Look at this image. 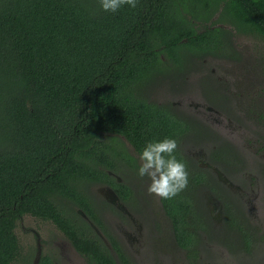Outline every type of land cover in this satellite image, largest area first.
I'll return each mask as SVG.
<instances>
[{"label":"trees","instance_id":"obj_1","mask_svg":"<svg viewBox=\"0 0 264 264\" xmlns=\"http://www.w3.org/2000/svg\"><path fill=\"white\" fill-rule=\"evenodd\" d=\"M236 34L264 40V0H138L136 8L124 5L115 13L104 11L100 0H0V264H32L33 252L19 235L20 228L26 236L20 223L27 215L37 220V231L43 222L56 225L91 262L116 264L107 246L87 234L92 227L75 207L106 229L80 182L117 185L129 197L130 188L112 173L125 175L122 159L139 166L116 148L121 137L139 155L153 139L179 141L175 155L188 165L189 184L164 200L187 264H197L198 251L185 217L213 232L204 190L224 204L227 237L250 244L246 220L232 211L219 182L184 152L188 137L202 131L173 103L147 95L163 72L187 71L208 57L238 59ZM251 113L264 121L258 108ZM203 131L207 140L215 138L209 159L237 165L236 146L208 126ZM113 248L129 264L115 241ZM39 264L54 263L43 254Z\"/></svg>","mask_w":264,"mask_h":264},{"label":"rangeland","instance_id":"obj_2","mask_svg":"<svg viewBox=\"0 0 264 264\" xmlns=\"http://www.w3.org/2000/svg\"><path fill=\"white\" fill-rule=\"evenodd\" d=\"M234 47L238 59L208 57L203 62L197 60L190 70L163 72L155 76L156 80L148 88L146 86L150 99L162 104L173 103V109L186 115L185 121L194 130L202 131L188 137L189 150L198 153L203 148V152L205 150L208 153L215 138L209 141L200 135L204 133V126H208L222 139L232 142L240 155L234 169L225 170V165L219 163L217 166L236 182L234 193L229 192L235 196L234 202L237 205L241 203L244 208L242 211L245 214L240 213L246 220L243 227L251 233V242L245 243L237 235L233 240L227 237V232L231 230L225 227V213L224 219L220 221L222 225L214 228L216 235L207 236L203 241L199 264H264V121L260 120V114L251 113L258 108L264 114V40L254 35L236 34ZM169 65L175 66L171 62ZM115 145L118 149H126L129 154L136 155L134 148L123 137ZM187 147H184L185 150ZM123 163L121 161L119 165ZM129 175L132 188L139 185V181L148 189L151 181L148 177H139L138 169ZM88 184V181L80 182L79 188L84 190L81 185ZM97 189L98 186L94 185L95 195H98ZM147 189L141 187V193L145 192L144 198L151 196L152 202L150 200L148 205L154 225H146L142 219L144 227L141 234H136L138 239L132 242L133 247L121 242L124 252L132 264H187L186 253L176 244L172 228L160 209L159 197L149 194ZM134 199L135 196H132ZM71 202L68 198L61 200L63 204ZM134 204L137 207L140 205L138 200H134ZM251 205L255 206L257 218L250 215ZM35 222L37 220L34 217L27 215L24 226L20 223L26 236L19 228L25 251L30 249L33 252L32 264L39 251L40 258L44 254L58 264H87L71 244H64L66 236L52 223L43 222L39 226L38 232L44 241L43 247H39L35 235L29 230V227L35 228Z\"/></svg>","mask_w":264,"mask_h":264},{"label":"flooded vegetation","instance_id":"obj_3","mask_svg":"<svg viewBox=\"0 0 264 264\" xmlns=\"http://www.w3.org/2000/svg\"><path fill=\"white\" fill-rule=\"evenodd\" d=\"M199 123H201V122H199ZM200 144L202 145L203 143H200ZM187 146H189V145L186 144L184 147H187ZM212 147H214V144H212ZM184 152H186L187 154H190L194 158V159H192L193 164L200 165V167L203 168L205 171H206V169H209V174H210L209 178L212 181L216 180L219 182L217 187L220 189V191L224 190L226 200L232 206V211L233 212L236 211L234 213H238L241 217H243L242 214L240 213V212H243L242 209L244 210L242 204L239 203V205H237V203L234 202L235 196L233 195V193L236 189L235 188L236 182L233 179H231L229 176H227V174H225V172L219 166H217L218 163L223 164V165H225L224 166L225 170H230V168L234 169V167H236V165H232L231 163H222V162L215 163V162H212L209 159V149H208V153L204 150V152H206V154L203 152V148L201 150H198L197 151L198 153H196V152H192L187 147V150H185V148H184ZM130 154L133 156L132 153H130ZM138 157H140V155L136 152V155L133 156V158H134L133 162H134V164H136L137 166L140 167L141 164H139V158ZM207 157H208V160H206ZM122 161L125 162V163L121 164L122 172H124L125 175H119L117 173H112V174H114L117 182L124 183L125 188L127 186L130 188L129 197L127 199L124 198V196L120 193V190H122V189L119 186L117 187V185L110 186V185L100 183V182H92V183H89L87 186L81 185L84 188V190H82V192H83L84 196L86 197V199H88V204L96 212L98 218L101 221L105 222L106 229L102 228L96 222H94L90 218L88 213H86L83 209H81L79 207H75V211H77L86 220V222H88L89 226L92 227L93 232H91V233L87 232V234L94 237V239L99 238L103 242V244H105L107 246V248L115 256L116 264H124V263L117 257L116 251L113 248V241L117 242L121 248H122L121 242L124 245L128 244L130 247H133L132 242L133 241L136 242L138 239L136 234H138V233L141 234L142 228L144 227V223H143L142 219H144L146 225H154L152 212H151L150 206L148 205L150 200L152 202L151 196L147 195V197L144 198L143 196L145 195V192L141 193V187L145 188V189H147V187L145 186L144 183H140L138 181L139 185L132 188V186L129 183V181H130V178H129L130 175L129 174L131 172H134L137 169H139V167H133L132 168L129 165V163L127 162V160L122 159ZM214 163H215V165H213ZM142 184H144V185H142ZM94 185L98 186V189H97L98 195H95L93 193ZM102 187H111L117 193L119 198L112 201L110 197L109 198L107 197L106 191H105L106 194H105V192L100 191ZM229 191H233V193H231ZM204 193H205V204H206L205 210L207 209V211L209 212L208 214H209V217H210V220L212 223L211 229H213V232L209 228H208V230H206L204 227L203 228H201V227L197 228V225L194 223V217H192L190 215H187L185 217L186 220H188V224L186 225L187 226L186 228L189 229V232L192 231L196 237L197 243L194 247H192V249H193V251H195V250L198 251L197 264H199L200 248L202 247L203 241L207 238V236L214 237L216 235L214 228H215V226H218L219 224L222 225V222H220V221H222L224 219V216H225V207H224L222 200L219 199L217 196H215L209 190L206 192L204 190L203 195H204ZM132 196H135L136 199H134V200L135 201L138 200V202L140 203L139 207H137L134 204V200H132ZM120 205H122L123 207H121ZM159 205H160L161 211L163 212V214L166 218V222H169L170 227L172 228L175 242L179 246L178 234H177L176 228H175L176 224L174 222L173 216L169 214V212L166 208L165 200L159 198ZM201 210H202L201 207L198 208L196 210V213L201 211ZM84 213L86 214L85 216H84ZM250 215L253 216L254 218L258 217L254 205L253 206L251 205ZM73 216L74 215H71V217H73ZM248 220H250V218H248ZM250 221H252V220H250ZM23 226H24V223H23ZM253 226L254 225H251L252 228H254ZM29 228H30L29 230L33 233V235H35V238L37 239V244L43 247L44 242L43 243L41 242V240H43V239H42L40 233L32 227H29ZM133 231H138V232L135 233ZM66 240L67 241H65L64 244H66V245L71 244L73 246L72 242L67 238V236H66ZM183 250L185 251L186 254H188L187 250H185V249H183ZM76 252H77L79 257H81L82 259L83 258L85 259L87 264H98L96 262H91L88 254L84 255L83 253H80L77 250H76ZM126 257L128 258L127 254H126ZM185 257L187 259V255ZM187 261H188V259H187ZM128 262H129V264H132V261L129 258H128ZM53 263L58 264L57 261L56 262L53 261Z\"/></svg>","mask_w":264,"mask_h":264},{"label":"clouds","instance_id":"obj_4","mask_svg":"<svg viewBox=\"0 0 264 264\" xmlns=\"http://www.w3.org/2000/svg\"><path fill=\"white\" fill-rule=\"evenodd\" d=\"M138 0H100L104 11L117 12L122 6L136 8ZM179 141L173 137L149 141L140 154L139 177H148L151 183L148 193L161 199L171 200L189 184L187 163L175 155Z\"/></svg>","mask_w":264,"mask_h":264},{"label":"water","instance_id":"obj_5","mask_svg":"<svg viewBox=\"0 0 264 264\" xmlns=\"http://www.w3.org/2000/svg\"><path fill=\"white\" fill-rule=\"evenodd\" d=\"M102 192H107V197L111 198L112 201L118 199V195L117 193L111 188V187H102L101 190ZM105 192V194H106ZM121 207H123L122 205H120ZM119 206V207H120ZM39 254H40V251H39ZM38 254V257L34 260V264H39V260H40V255Z\"/></svg>","mask_w":264,"mask_h":264},{"label":"bare ground","instance_id":"obj_6","mask_svg":"<svg viewBox=\"0 0 264 264\" xmlns=\"http://www.w3.org/2000/svg\"><path fill=\"white\" fill-rule=\"evenodd\" d=\"M83 212V211H82ZM86 214L84 213V216H85Z\"/></svg>","mask_w":264,"mask_h":264}]
</instances>
